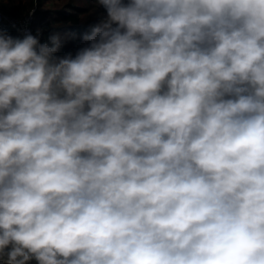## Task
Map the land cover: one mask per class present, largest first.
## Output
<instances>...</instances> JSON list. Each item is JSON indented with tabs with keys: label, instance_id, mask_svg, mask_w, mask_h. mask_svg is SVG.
I'll return each instance as SVG.
<instances>
[{
	"label": "clouds",
	"instance_id": "clouds-1",
	"mask_svg": "<svg viewBox=\"0 0 264 264\" xmlns=\"http://www.w3.org/2000/svg\"><path fill=\"white\" fill-rule=\"evenodd\" d=\"M94 2L0 29V264H264V0Z\"/></svg>",
	"mask_w": 264,
	"mask_h": 264
},
{
	"label": "trees",
	"instance_id": "trees-1",
	"mask_svg": "<svg viewBox=\"0 0 264 264\" xmlns=\"http://www.w3.org/2000/svg\"><path fill=\"white\" fill-rule=\"evenodd\" d=\"M56 1L58 0H5L0 9L13 16H21L34 9L31 29L36 35L39 32L42 42H49L48 38L53 34L68 35L67 38L88 34L96 22H100L105 16V9L96 4L94 0H77L78 5L80 1L85 2L82 7L75 4L74 0H67L63 4L64 8L59 7L57 10H52ZM79 23H81V27ZM77 29L78 31H76ZM61 40L62 46L57 55L66 53V50L69 49H74L75 52L78 50V38L74 40L76 44L74 48H68L69 41H64L62 38Z\"/></svg>",
	"mask_w": 264,
	"mask_h": 264
},
{
	"label": "built area",
	"instance_id": "built-area-1",
	"mask_svg": "<svg viewBox=\"0 0 264 264\" xmlns=\"http://www.w3.org/2000/svg\"><path fill=\"white\" fill-rule=\"evenodd\" d=\"M33 15L34 9H31V11H28L21 16H13L3 12L0 9V29L5 30L8 34L12 35L13 37L22 38L26 31L36 36V34L33 33L31 29Z\"/></svg>",
	"mask_w": 264,
	"mask_h": 264
},
{
	"label": "rangeland",
	"instance_id": "rangeland-1",
	"mask_svg": "<svg viewBox=\"0 0 264 264\" xmlns=\"http://www.w3.org/2000/svg\"><path fill=\"white\" fill-rule=\"evenodd\" d=\"M67 0H58V1H56V3L52 6V10H57V8H59V7H61V8H64V3L66 2ZM77 0H74V3L76 2ZM75 4H77L78 5V2H76ZM84 4H85V2L84 1H80V4L78 5V6H80V7H82V6H84ZM97 23H99V22H96V24ZM95 24V25H96ZM79 25H80V27H81V23H79ZM80 27H78V29H80ZM78 29L76 30V31H78ZM67 36L68 35H61V38L64 40V41H69L68 42V44H69V46H68V48H74V46L76 47V44H75V41L74 40H76V38H78V40H81L82 41V43H81V41H79L81 44H82V47H85V46H87V44H88V42L87 41H84L83 39H82V36H77V37H73V38H67ZM70 39H71V41H70ZM70 46H72V47H70ZM78 48V47H77ZM79 49V48H78ZM66 53H72L73 55L75 54V50L74 49H69V50H66ZM66 53H59L58 55L59 56H63L64 54H66Z\"/></svg>",
	"mask_w": 264,
	"mask_h": 264
},
{
	"label": "crops",
	"instance_id": "crops-1",
	"mask_svg": "<svg viewBox=\"0 0 264 264\" xmlns=\"http://www.w3.org/2000/svg\"><path fill=\"white\" fill-rule=\"evenodd\" d=\"M4 2H5V0H0V6H3ZM52 17H53V16H52ZM79 41H81V40H79ZM77 47H78V48H82V45H81L80 42H78ZM29 264H36V261H35V260H32V261L29 262Z\"/></svg>",
	"mask_w": 264,
	"mask_h": 264
}]
</instances>
